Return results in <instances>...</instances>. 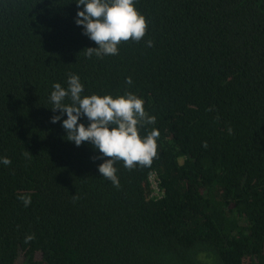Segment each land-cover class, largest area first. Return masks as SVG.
<instances>
[{
  "label": "trees",
  "instance_id": "trees-1",
  "mask_svg": "<svg viewBox=\"0 0 264 264\" xmlns=\"http://www.w3.org/2000/svg\"><path fill=\"white\" fill-rule=\"evenodd\" d=\"M136 7L144 39L97 58L76 0H0V264H264V0ZM73 73L156 117L157 156L118 162L119 188L51 121Z\"/></svg>",
  "mask_w": 264,
  "mask_h": 264
},
{
  "label": "clouds",
  "instance_id": "clouds-1",
  "mask_svg": "<svg viewBox=\"0 0 264 264\" xmlns=\"http://www.w3.org/2000/svg\"><path fill=\"white\" fill-rule=\"evenodd\" d=\"M76 3L82 10L77 11L75 23L82 26L83 34L98 45L86 49L88 57L118 55L121 42L138 43L146 36L148 21L136 7V0H76ZM146 45L152 47L153 41L147 40ZM126 83H133L131 77ZM66 84L67 87L59 82L52 84L49 102L54 111L60 110V115H54L51 121L61 122L67 133L66 139L76 146L90 142L100 154L94 159L110 157L98 165L104 179L119 188L118 162L123 161V166L129 170L152 164L157 156L159 131L153 128L146 135L140 132L145 124L156 121V117L146 111L143 97L127 90L116 95L84 94L85 85L75 73L69 74ZM64 114L66 119H62ZM81 117L87 118V126L79 122ZM0 164L10 165L11 159L0 156ZM18 199L25 207L32 202L28 194L20 195Z\"/></svg>",
  "mask_w": 264,
  "mask_h": 264
},
{
  "label": "rangeland",
  "instance_id": "rangeland-1",
  "mask_svg": "<svg viewBox=\"0 0 264 264\" xmlns=\"http://www.w3.org/2000/svg\"><path fill=\"white\" fill-rule=\"evenodd\" d=\"M154 185H156V183L154 182Z\"/></svg>",
  "mask_w": 264,
  "mask_h": 264
}]
</instances>
